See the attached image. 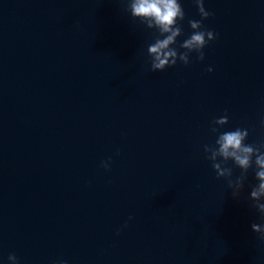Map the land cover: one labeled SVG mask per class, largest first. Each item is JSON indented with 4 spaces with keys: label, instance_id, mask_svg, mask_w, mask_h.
<instances>
[{
    "label": "water",
    "instance_id": "water-1",
    "mask_svg": "<svg viewBox=\"0 0 264 264\" xmlns=\"http://www.w3.org/2000/svg\"><path fill=\"white\" fill-rule=\"evenodd\" d=\"M203 3L204 60L153 72L123 0H0V264H264L253 168L233 198L203 151L225 114L264 145V0Z\"/></svg>",
    "mask_w": 264,
    "mask_h": 264
},
{
    "label": "clouds",
    "instance_id": "clouds-1",
    "mask_svg": "<svg viewBox=\"0 0 264 264\" xmlns=\"http://www.w3.org/2000/svg\"><path fill=\"white\" fill-rule=\"evenodd\" d=\"M123 2L127 4L126 11L133 19H138L148 29L156 30L157 35L154 41L147 47L149 71H163L165 68L175 66L177 61L187 66L192 53L196 54L197 61H203V49L217 38V34L207 29L203 24V21L212 15L205 9L203 0H193L200 19L188 20L191 34L178 47H173L177 38L183 34L178 21L185 19L184 10L178 0H123ZM207 71L211 72L212 68L209 67ZM227 123V114L213 121L215 126L210 128V132L216 138L213 144L203 147L206 159L211 162L216 178L227 180L228 187L232 189L233 198L239 196L247 179L248 170L253 168L254 178L258 183L251 186L249 198L253 201L252 206L264 220V145L245 143L248 136L247 129L238 127L233 130L220 131V128ZM229 161L235 168L240 169V175L236 177L235 181L231 179L233 168L226 166ZM110 162L111 158L102 162L101 166L106 171H110ZM124 227L127 225L125 224ZM251 230L258 233L260 240L264 241V223H252ZM117 235H119V230ZM8 260L11 264H18L14 254H10ZM58 264H67V262L61 260Z\"/></svg>",
    "mask_w": 264,
    "mask_h": 264
}]
</instances>
